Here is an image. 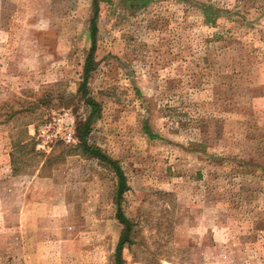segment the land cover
<instances>
[{"label": "rangeland", "instance_id": "374dc122", "mask_svg": "<svg viewBox=\"0 0 264 264\" xmlns=\"http://www.w3.org/2000/svg\"><path fill=\"white\" fill-rule=\"evenodd\" d=\"M98 5L120 202L94 0H0V264H264V0Z\"/></svg>", "mask_w": 264, "mask_h": 264}, {"label": "trees", "instance_id": "16d2710c", "mask_svg": "<svg viewBox=\"0 0 264 264\" xmlns=\"http://www.w3.org/2000/svg\"><path fill=\"white\" fill-rule=\"evenodd\" d=\"M94 8H95V14H94V17L92 18L91 23H90V28H91L90 34H91L93 45H92L91 53L89 54L87 61H86V64H85V68H84V74H85V80L84 81L85 82H84V85H82V88H84L82 93H83V96H84L86 103L91 108V114H90L88 121L85 124L80 125V126H82V128H81L82 131L78 134V139L81 142L80 147L83 149L85 154L90 155V156L95 157V158H98L101 162L107 163L113 169V171L115 172V174L117 175L118 180H119L118 202H120L124 192L128 189V184H127V178L125 176V173L123 172L121 166L119 165V162L113 160L107 154L103 153L101 150L94 149V148L90 147L88 142H87V137L90 133L91 119L94 118L96 115H98L100 112V105L97 102H95L94 100H91L90 98H88L87 93L85 92V89H86L85 85H86L88 77L92 71V57H93L95 50H96V36L98 33L97 15H98V10H99L98 0H94ZM146 134H148V135H150V137H152L151 134H149V132H147V131H146ZM117 217H118L119 221L126 228L125 233H124V237H123L122 241L120 242V244L117 248V253H116V264H123L122 252H123L124 245L130 236L131 223L125 217L124 213L121 210L120 205H118Z\"/></svg>", "mask_w": 264, "mask_h": 264}, {"label": "built area", "instance_id": "2783aa9c", "mask_svg": "<svg viewBox=\"0 0 264 264\" xmlns=\"http://www.w3.org/2000/svg\"><path fill=\"white\" fill-rule=\"evenodd\" d=\"M67 135L68 136L66 138H67L68 142H71V140L73 139L71 131H69Z\"/></svg>", "mask_w": 264, "mask_h": 264}]
</instances>
